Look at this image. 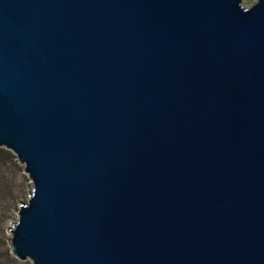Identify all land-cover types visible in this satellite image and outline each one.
Listing matches in <instances>:
<instances>
[{"label": "water", "instance_id": "obj_1", "mask_svg": "<svg viewBox=\"0 0 264 264\" xmlns=\"http://www.w3.org/2000/svg\"><path fill=\"white\" fill-rule=\"evenodd\" d=\"M0 146L30 264H264V0H0Z\"/></svg>", "mask_w": 264, "mask_h": 264}, {"label": "rangeland", "instance_id": "obj_2", "mask_svg": "<svg viewBox=\"0 0 264 264\" xmlns=\"http://www.w3.org/2000/svg\"><path fill=\"white\" fill-rule=\"evenodd\" d=\"M252 1L241 3L248 5ZM30 188L22 163L9 149L0 146V264H30L28 259H18L10 252L8 230L16 218L18 203L26 200Z\"/></svg>", "mask_w": 264, "mask_h": 264}]
</instances>
